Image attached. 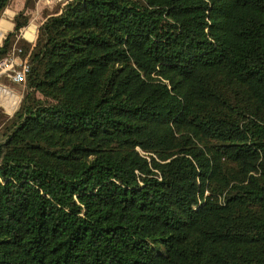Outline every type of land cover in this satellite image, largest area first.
Segmentation results:
<instances>
[{
  "label": "trees",
  "instance_id": "obj_1",
  "mask_svg": "<svg viewBox=\"0 0 264 264\" xmlns=\"http://www.w3.org/2000/svg\"><path fill=\"white\" fill-rule=\"evenodd\" d=\"M29 64L0 264H264V0H75Z\"/></svg>",
  "mask_w": 264,
  "mask_h": 264
},
{
  "label": "rangeland",
  "instance_id": "obj_2",
  "mask_svg": "<svg viewBox=\"0 0 264 264\" xmlns=\"http://www.w3.org/2000/svg\"><path fill=\"white\" fill-rule=\"evenodd\" d=\"M22 1L23 2L21 3V6H19L18 10L15 12L12 8H7L13 2V0H10L8 6L6 7L7 9L5 8L3 10L1 17L5 18L7 12H10V13H15L14 15V19H15L18 16V14L27 6V9L29 11L28 22L20 30V32L16 34L12 46L16 43L17 46L21 45L25 47V50H28V48L31 47V45H34L36 42L38 28L42 20H44V18L49 14L58 11L60 6L58 3L56 4L52 3L51 5H47L42 0H22ZM14 19L12 20L13 27H14ZM12 30L13 28L9 31L4 32L2 38L0 39V46L3 42V39ZM0 85L4 86L6 89L10 90L14 94V97H12L13 99L9 100L10 101L9 106L12 107L14 106V109L11 112L7 111L5 109V106L2 103H0V132H1V128L3 127L5 120L8 117H10L13 114V112L18 108L23 98L25 86H21L20 84H15L5 76L0 77ZM17 96H19V100L16 103L15 100L18 98Z\"/></svg>",
  "mask_w": 264,
  "mask_h": 264
},
{
  "label": "built area",
  "instance_id": "obj_3",
  "mask_svg": "<svg viewBox=\"0 0 264 264\" xmlns=\"http://www.w3.org/2000/svg\"><path fill=\"white\" fill-rule=\"evenodd\" d=\"M42 1L45 2L47 5H51L52 3L55 4L58 3L60 7L57 12H60L62 7L75 0H42ZM52 14L53 13L49 15ZM46 17L44 18V20L46 19ZM44 20H42V22ZM33 47L34 45H31V47H29L28 50H25V47L21 45L17 46L15 43L11 47L9 54L3 58H0V77L5 76L15 84H20L21 86H25L26 78L30 70L29 57Z\"/></svg>",
  "mask_w": 264,
  "mask_h": 264
},
{
  "label": "crops",
  "instance_id": "obj_4",
  "mask_svg": "<svg viewBox=\"0 0 264 264\" xmlns=\"http://www.w3.org/2000/svg\"><path fill=\"white\" fill-rule=\"evenodd\" d=\"M22 2L23 1L20 0V6H21ZM13 19H14V16H11L10 12H7L5 18H2V17L0 18V24H1V26H0V34H1V38H2V36H3L5 31H9V30H11L13 28V21H12ZM0 96H1L0 103H2L5 106V109L7 111L11 112L14 109V106L13 107L9 106V103H10L9 100L13 99L12 97H14V94L10 90L6 89L5 87H1L0 86ZM17 97H18L16 99L17 101L15 100L16 103L19 100V96H17Z\"/></svg>",
  "mask_w": 264,
  "mask_h": 264
}]
</instances>
